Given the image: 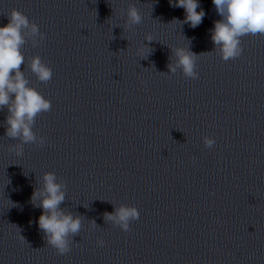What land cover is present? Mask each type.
I'll list each match as a JSON object with an SVG mask.
<instances>
[{"label":"clouds","instance_id":"obj_1","mask_svg":"<svg viewBox=\"0 0 264 264\" xmlns=\"http://www.w3.org/2000/svg\"><path fill=\"white\" fill-rule=\"evenodd\" d=\"M212 3L221 17L214 21V27L209 30L214 49L196 54L189 46L171 48L168 73L174 75L179 70L187 79H198L196 69L201 55L214 52L225 62L234 60L243 53V37L264 36V0H212ZM170 4L174 8L184 9L185 17L182 21L176 18L172 20L180 27L188 24L196 28L202 23L205 12L200 8L198 0H170ZM121 13L126 16L124 30H134V26L143 21L140 9L134 3H130L126 10L121 9ZM6 16L8 23L0 27V111L6 108L8 113L4 121L5 136L17 141L10 144L8 150L22 156L24 145L43 146L46 143V137L39 136L33 129L37 117L49 112L52 103L36 87L30 86L29 79L21 70L26 62L24 46L30 42L32 47H37L45 39V34L34 21L16 8L11 9ZM153 40L151 34L145 35L144 41L150 43ZM152 51L148 52L147 57ZM138 55L145 57L142 50H138ZM27 68L43 84H47L53 77L52 68L39 55L27 58ZM202 140L205 148L215 145L213 137L206 135ZM36 184L31 203L42 209L38 218L39 229L46 244L55 249L57 255H66L72 250L73 237L80 235L84 228L85 217L61 208L66 201L67 184L55 172L43 173L42 177L36 178ZM84 207L88 208V205ZM113 207L114 211L103 214L105 223H111L124 232L130 231L131 222L140 217L138 208L125 204H113ZM89 222L91 227H97L94 221ZM96 243L99 247L105 245L102 238Z\"/></svg>","mask_w":264,"mask_h":264}]
</instances>
